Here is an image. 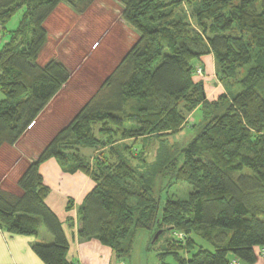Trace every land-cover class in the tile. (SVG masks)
<instances>
[{"label":"trees","instance_id":"trees-1","mask_svg":"<svg viewBox=\"0 0 264 264\" xmlns=\"http://www.w3.org/2000/svg\"><path fill=\"white\" fill-rule=\"evenodd\" d=\"M121 1L124 20L139 33L137 43L30 163L18 180L22 194L0 187V228L38 239L44 226L52 242L33 245L43 264H76L68 260V239L46 203L50 189L40 166L55 159L64 170L80 171L95 183L80 208L81 241L97 238L124 258L130 247L125 250L123 241L137 230L161 231L153 245L174 231L187 237V244L165 240L161 264L167 255L177 264H255L256 249L264 248V0L259 7V0ZM94 2L0 0V25L24 11L0 49V149L16 145L71 78L58 60L38 63L47 43V20L61 4L84 13ZM184 5L193 10L200 33L189 23ZM210 53L219 80L231 92L230 102L227 94L208 102L203 82L194 80V63ZM200 106L214 108L216 116L181 151L182 163H170L164 167L167 176L162 173L168 186L186 183L192 192L186 200H167L161 215V200L150 186H138L140 176L119 150L112 146L111 157H97L95 169L81 151L171 135ZM114 150L118 161H111ZM194 235L213 251L197 250Z\"/></svg>","mask_w":264,"mask_h":264},{"label":"rangeland","instance_id":"rangeland-1","mask_svg":"<svg viewBox=\"0 0 264 264\" xmlns=\"http://www.w3.org/2000/svg\"><path fill=\"white\" fill-rule=\"evenodd\" d=\"M233 1L235 4L239 2V0ZM261 1H258L257 7L260 6ZM184 11L191 26L199 32L200 29L191 15L193 10L184 5ZM123 12L124 5L121 0H95L84 13H77L70 6L61 4L47 20L45 24L48 33L47 43L39 55L38 63L45 65L51 60H58L66 66L71 78L64 86V92L58 97L56 95V98L30 126L24 134V140L19 145H14L13 148L6 145L0 150V187L9 191L15 189L16 179L24 169V172L26 171V167L21 164H27L19 162V158H23L25 162L30 159L29 163L38 159L51 140L72 122L137 43L139 33L124 20ZM23 15L24 11H21L5 26L0 25V49L9 42L10 32L17 29ZM246 41H249L248 37ZM194 67L195 71L197 68L202 70V74L195 76L194 80L203 82L208 102H215L223 94L229 95L228 101L230 102L231 92L226 90L218 78L213 54L204 56L194 63ZM245 69L246 67L243 71ZM214 86L218 89H214ZM2 99L4 95L0 90V100ZM225 105H222V108ZM215 111L217 110L212 107L206 109L200 106L187 116L182 128L171 135L146 139L130 138L115 142L114 145L108 147L103 146L96 150L82 149L81 151L94 166L97 157L99 159L103 156L102 154L108 155L112 146L119 150L121 155L126 157V162L140 176L137 179L138 186H150L161 200V215L167 200H186L192 192V187L186 183L175 182L168 186L169 178L163 179L162 177V173L167 176L164 167L168 168L170 163L174 162L179 165L182 163L181 151L203 130L208 121L216 116ZM127 128L132 129L136 126L128 124ZM94 129L97 136L100 139L103 138L99 134L101 127L97 126ZM115 152V150L112 152L111 161H118ZM129 152H132L134 157ZM141 154L145 158L144 162L139 157ZM92 168L95 169L96 166ZM5 176L7 177L4 178ZM132 203L135 204L134 201ZM158 233L159 231L150 232L141 229L137 230L132 238L124 240L123 248L126 250L130 247V252L123 258L124 261H127V264H161L158 255L167 249L165 240L171 239L174 242L177 240L181 244H187V237L182 233L166 231L157 245H153L151 239L152 237L154 239ZM40 235L42 236L40 240L45 241V244L51 243L44 239L49 236L44 226L40 229ZM191 238L196 240L197 250L203 247L213 251V247L208 242L195 235ZM165 263L177 264L172 255L165 257Z\"/></svg>","mask_w":264,"mask_h":264},{"label":"crops","instance_id":"crops-1","mask_svg":"<svg viewBox=\"0 0 264 264\" xmlns=\"http://www.w3.org/2000/svg\"><path fill=\"white\" fill-rule=\"evenodd\" d=\"M216 87L214 86V89H218ZM63 88L57 97L64 92ZM24 137L25 135L18 141L17 145L24 140ZM9 147L13 148V146ZM29 160L25 162L23 158H19V162L27 163L21 164L26 169L30 165ZM40 173L44 184L50 189L46 203L59 218L70 245L68 260L76 264H127V261L118 258L111 248L103 245L97 238L81 241L78 237L80 208L85 197L95 187L92 179L80 171L71 173L64 170L55 159L43 163L40 167ZM19 177L15 181L14 190L9 191L1 188L20 196L22 191L17 183ZM40 238L42 236L36 239L28 236L11 235L0 228V264H43V261L33 251V245L37 241L45 243ZM44 239L47 242L53 240L50 235ZM256 252L258 260L255 264H264V248H257Z\"/></svg>","mask_w":264,"mask_h":264},{"label":"built area","instance_id":"built-area-1","mask_svg":"<svg viewBox=\"0 0 264 264\" xmlns=\"http://www.w3.org/2000/svg\"><path fill=\"white\" fill-rule=\"evenodd\" d=\"M198 71V72H197ZM195 74L196 75H194V77L195 76H199V75H201L202 74V70L200 69V68H197V70L195 71Z\"/></svg>","mask_w":264,"mask_h":264},{"label":"water","instance_id":"water-1","mask_svg":"<svg viewBox=\"0 0 264 264\" xmlns=\"http://www.w3.org/2000/svg\"><path fill=\"white\" fill-rule=\"evenodd\" d=\"M160 234H161V231H159V233L155 236V238L153 239V243L156 242V240L159 238Z\"/></svg>","mask_w":264,"mask_h":264}]
</instances>
